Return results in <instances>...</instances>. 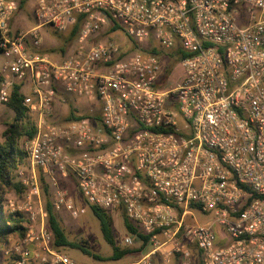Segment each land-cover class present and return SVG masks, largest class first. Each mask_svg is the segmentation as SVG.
Wrapping results in <instances>:
<instances>
[{"label":"built area","instance_id":"2783aa9c","mask_svg":"<svg viewBox=\"0 0 264 264\" xmlns=\"http://www.w3.org/2000/svg\"><path fill=\"white\" fill-rule=\"evenodd\" d=\"M35 2L38 27L16 34L19 0H0V53L11 57L1 72L12 75L0 83V105L30 80L23 105L36 128L17 172L23 202H9L29 232L7 258L76 264L55 248L40 171L57 188L55 210L84 213L58 189L56 176H73L88 204L124 213L148 239L134 264H264V0ZM79 18L76 48L52 64L39 52V28L64 34ZM112 22L140 47L152 41L168 51L179 41L192 54L182 77L164 80L159 58L96 40ZM59 88L97 102L100 125L51 122Z\"/></svg>","mask_w":264,"mask_h":264},{"label":"trees","instance_id":"16d2710c","mask_svg":"<svg viewBox=\"0 0 264 264\" xmlns=\"http://www.w3.org/2000/svg\"><path fill=\"white\" fill-rule=\"evenodd\" d=\"M30 0H19V9L21 11ZM82 27V18L78 19L77 24L71 29L72 33L68 42L78 40L80 30ZM121 30L124 35L132 42L130 52L140 51L145 55H151L159 58L169 60V67L166 68L164 80L171 75V66L180 64L184 59L191 57L192 54L184 52L180 46V42H176V46L171 50H162L153 44L146 48L138 46L124 30L116 22L110 24L108 32L102 36L104 38L112 37V34ZM114 40L113 38H111ZM25 96L22 93L21 84L13 86L11 97L6 106L14 112L13 122L8 126L4 133V141H0V264H14V258L5 257L6 251L11 247L14 240H24L29 232L27 220L19 212H8L5 210V203L7 195L11 193L22 194L25 187L16 180L18 170L26 164L27 154L24 150V143L34 138L36 135V128L32 121L31 114L28 109L24 107ZM90 120L96 126L100 125V112L93 114L77 115L76 110L70 107V113L64 122H75ZM158 131V130H157ZM46 197V212L48 214V229L53 234L55 239V248L64 253L67 247L79 249L83 254L90 256L100 262L120 263L126 257L134 253H142L147 245V237L143 236L139 228L131 222L124 213V227L127 234L137 239L140 247L137 250L129 248H120L114 235V220L112 213L104 211L90 204L89 207L97 217L100 223V229L104 240L112 247V255L109 258H102L90 252L82 243H72L69 241L66 230L62 226L53 203L50 198L49 187L46 184L43 188Z\"/></svg>","mask_w":264,"mask_h":264},{"label":"rangeland","instance_id":"374dc122","mask_svg":"<svg viewBox=\"0 0 264 264\" xmlns=\"http://www.w3.org/2000/svg\"><path fill=\"white\" fill-rule=\"evenodd\" d=\"M34 0H30L29 3L18 13L19 19L15 22V27L17 28H25L28 25L22 21L20 18L27 17L29 24H32L34 19L32 17V11L34 9ZM66 34L56 35L54 34V38L60 42L62 45H66L67 43L64 41V37ZM105 35V34H104ZM113 36V35H112ZM115 42L119 44L123 51L128 54L134 53L130 52L132 48V42L124 35V33L119 30L115 32L114 36ZM155 44L154 42L150 41L148 46ZM137 52V51H135ZM162 62L166 68L169 67V60L167 58H163ZM171 81H178L182 77L180 64H176L171 66ZM39 176V187L41 190V200L46 206V197L44 195L43 188L47 184L50 191V198L53 203L54 194L56 191V187H54L49 180L42 172H38ZM56 180L58 182V189L66 194L68 198H71L75 204V208L79 210H84V213H81L80 216L76 219L72 218L70 212L64 208L60 210H55L56 214L61 221L62 226L66 230L67 237L70 242L72 243H82L85 248H87L90 252L95 255H98L102 258H109L112 255V247L104 240L101 229L100 223L97 217L94 215L92 210L90 209L86 199L84 198L83 194L81 193L78 187V181L75 177L70 176L67 179L56 176ZM16 180L18 181L17 174ZM19 182V181H18ZM20 183V182H19ZM25 192V191H24ZM11 193L7 195L6 203H5V210L8 212H12L11 208H9V202H12L16 207L22 204L23 202V195ZM114 220V235L117 241V245L120 248H129L132 250H137L140 247V244L137 239H133V245L130 247L125 246L124 240L126 237H130L124 227V219L122 214H112ZM200 221H208L209 218H204L203 216H199ZM19 240H14L11 246L14 243H17ZM22 241V240H21ZM195 253V252H194ZM64 254H66L72 261L76 264H134L141 260L143 254L141 253H134L126 257L120 263H112V262H100L90 256L83 254V252L79 249L67 247L64 249ZM5 257L6 254H5ZM29 264H37L36 262H30ZM193 264H199V260L197 257L194 258Z\"/></svg>","mask_w":264,"mask_h":264},{"label":"crops","instance_id":"0c3cea01","mask_svg":"<svg viewBox=\"0 0 264 264\" xmlns=\"http://www.w3.org/2000/svg\"><path fill=\"white\" fill-rule=\"evenodd\" d=\"M35 1V0H34ZM29 3V2H28ZM27 3V4H28ZM26 4V5H27ZM36 5V2L34 3ZM35 5L34 9L32 11V17L34 19L32 24H29L27 17L20 18L22 21L27 22L28 26L25 28H17L15 27V22L19 19V13L17 12L12 20V31L13 33H20V32H29L33 29H36L37 21L35 19ZM20 12V11H19ZM70 30L64 37V41L67 43L66 45H62L60 42H58L54 38V34L56 35H62L57 32H55L50 27H42L39 28V35L42 39V46L39 52L45 56L49 62L52 64H59L61 63L67 55H69L71 52L74 51L77 45V39L74 41L68 42L67 40L71 36ZM115 34V33H114ZM114 34H112L114 36ZM112 36V38L115 41V38ZM102 39V36H100L98 39ZM28 49L32 52H36V49L32 46L30 42H28L27 45ZM11 60V57L7 53H0V83L3 79H12L11 72L2 73L1 69L5 65L7 61ZM22 86V93L25 97H32L33 96V89L32 84L30 80H25L21 83ZM70 107H73L74 110H76L77 115H87V114H93L100 110V105L97 102H88L86 100L78 99L76 97L70 96L66 94L63 89L59 88L57 90V96L56 100L53 104V115L50 118V121L53 123H61L64 122L70 113ZM32 121H35V117L31 116ZM14 119V112L11 111L6 105H0V141H4V133L6 132L8 126L13 122ZM27 142V141H26ZM25 142V143H26ZM24 143V144H25Z\"/></svg>","mask_w":264,"mask_h":264}]
</instances>
